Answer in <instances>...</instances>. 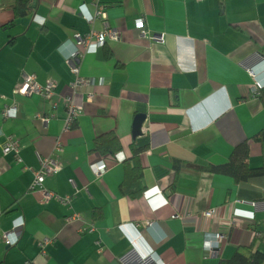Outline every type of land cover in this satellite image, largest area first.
Masks as SVG:
<instances>
[{
	"label": "crops",
	"instance_id": "1",
	"mask_svg": "<svg viewBox=\"0 0 264 264\" xmlns=\"http://www.w3.org/2000/svg\"><path fill=\"white\" fill-rule=\"evenodd\" d=\"M16 1L0 0V264H219L239 247L264 251V178L237 183L202 168L228 162L244 141L249 165L264 167L256 139L264 106L254 89L264 88V0H32L36 9L7 26ZM97 2L119 39L82 49L81 74L92 83L74 94L75 34L107 28L85 18ZM24 74L55 80L53 101L24 95ZM70 95L83 110L66 128ZM9 106L15 117L4 114ZM139 114L146 119L134 138ZM112 131L119 158L94 150L95 139ZM9 137L19 140L21 161L3 153ZM59 139L61 170L44 184L71 196L67 205L45 203L31 189ZM134 142L148 145L137 198L120 189ZM102 160L108 167L96 175ZM162 197L169 203L155 210ZM211 208L218 212L206 218ZM74 213L83 219L67 222ZM17 226L18 244H5L2 233ZM45 238L51 242L41 249Z\"/></svg>",
	"mask_w": 264,
	"mask_h": 264
},
{
	"label": "built area",
	"instance_id": "2",
	"mask_svg": "<svg viewBox=\"0 0 264 264\" xmlns=\"http://www.w3.org/2000/svg\"><path fill=\"white\" fill-rule=\"evenodd\" d=\"M198 1H203V0H198ZM85 18L86 20L92 24L94 23L96 20L98 19H103L105 20L106 23V30L103 32H90L87 35L82 36L79 33L75 34V49L73 50V52L70 54L69 56V61L71 62V71L73 74V80L70 83V87L73 91V93H77L80 90H82L85 86L90 85L92 82L89 79H86L85 77L82 76L81 74V69H80V63H79V58L82 55V49L87 46V44L93 40L96 39V41L98 42L99 45H103L106 42V39L111 38V39H119V34L112 30L111 28H109V24L107 23V12L105 10V7L103 5H101L100 3H96V10L94 13H89L88 11L85 12ZM143 20L139 19L138 23L142 24ZM143 34H150L148 30H143L142 31ZM151 37L153 39H158V40H164L163 39V35H153L151 34ZM24 82H25V87L23 89V94L27 95V96H32L34 94H38L43 96L45 99L53 101V99L55 98V94H56V87H57V83L55 80L53 79H49L47 80V82L45 84H41L38 80L35 74H24ZM261 84L259 82H256L254 89L255 91H259V89L261 88ZM92 95H90L89 99H91ZM58 101L54 102V105H57ZM64 104L66 107V128H70L72 127L81 111L83 110L82 105L77 104L74 101V98L72 95L67 96L64 99ZM4 114L7 117H15L17 114L16 111V107L15 106H9L7 108H5L4 110ZM45 121H48V118H44ZM20 142L18 139L9 137L8 141L6 143V145L3 148V153L5 155L13 153L18 161H21L20 158ZM62 150V144L60 139L57 140L56 145H55V153L52 156H48L45 157L43 159H41V167L38 170L34 171V178L33 181L31 183V189L40 192L43 202L47 203L51 200H57L59 202H61L62 204H69L71 201V196L69 195H61L55 191H52L48 188L45 187V179L48 175L54 174V173H58L61 170V165L59 160L57 159V155L58 153H60ZM119 154H115V157L119 158L118 156ZM120 160V159H119ZM122 161V160H121ZM108 167V164L106 163L105 160H102L98 163H95L93 165V170L95 172L96 175H101ZM158 190V189H155ZM149 195V194H147ZM155 196L161 197V195L159 193H157ZM154 196L153 197H148V200L150 202H152ZM169 201L164 199L162 197V202L160 203H154L153 204V208L155 210H158L160 208H162L165 204H168ZM218 212L217 208H211L207 211L204 212V216L206 218H212L216 215V213ZM174 216H177V214H174ZM83 217L81 214L79 213H74L72 215H68L66 216V221L67 222H72V221H76V220H82ZM17 227H14L12 230L10 231H4L2 233V240L5 242V244L9 245V246H16L18 244L19 241V235L16 232ZM94 228H91L90 231H93ZM222 239V236L220 234L216 235V238L214 241L211 242V246H213L214 243H219ZM51 242V240L49 238H45L41 243V249L44 248L47 244H49ZM42 255H44V252L42 250L41 252ZM34 264H40L38 262H34Z\"/></svg>",
	"mask_w": 264,
	"mask_h": 264
},
{
	"label": "trees",
	"instance_id": "3",
	"mask_svg": "<svg viewBox=\"0 0 264 264\" xmlns=\"http://www.w3.org/2000/svg\"><path fill=\"white\" fill-rule=\"evenodd\" d=\"M36 7L32 0H17L14 5L15 18L7 26L13 25L15 19L19 17L28 16ZM259 98L264 106V88L259 90ZM256 139L264 143V128L257 134ZM94 143V150L103 155L114 156L122 150L121 140L114 131L97 137ZM147 148L148 145L140 146L136 142L132 144L134 164L127 163L125 179L120 186L121 192L125 195L135 198L143 195L145 186L143 184V167L140 162V154ZM249 155L250 144L248 141H244L233 149L228 162L202 168L215 173L228 174L237 183L264 178V167H251L249 165ZM219 264H264V251L254 250L253 247H239L231 258L221 259Z\"/></svg>",
	"mask_w": 264,
	"mask_h": 264
},
{
	"label": "water",
	"instance_id": "4",
	"mask_svg": "<svg viewBox=\"0 0 264 264\" xmlns=\"http://www.w3.org/2000/svg\"><path fill=\"white\" fill-rule=\"evenodd\" d=\"M146 119L145 114H139L136 116L133 127V136L136 138L139 135H142L143 124Z\"/></svg>",
	"mask_w": 264,
	"mask_h": 264
},
{
	"label": "clouds",
	"instance_id": "5",
	"mask_svg": "<svg viewBox=\"0 0 264 264\" xmlns=\"http://www.w3.org/2000/svg\"><path fill=\"white\" fill-rule=\"evenodd\" d=\"M159 194L162 195V191L161 190H158Z\"/></svg>",
	"mask_w": 264,
	"mask_h": 264
}]
</instances>
